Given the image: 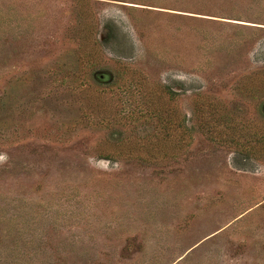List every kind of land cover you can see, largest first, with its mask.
I'll use <instances>...</instances> for the list:
<instances>
[{"label":"rangeland","instance_id":"obj_1","mask_svg":"<svg viewBox=\"0 0 264 264\" xmlns=\"http://www.w3.org/2000/svg\"><path fill=\"white\" fill-rule=\"evenodd\" d=\"M0 264H264V0H0Z\"/></svg>","mask_w":264,"mask_h":264}]
</instances>
